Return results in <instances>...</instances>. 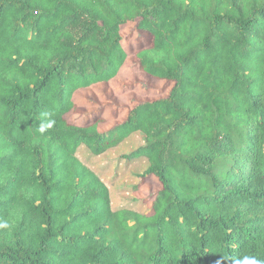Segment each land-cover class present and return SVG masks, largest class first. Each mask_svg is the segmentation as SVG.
I'll return each mask as SVG.
<instances>
[{
    "label": "trees",
    "instance_id": "obj_1",
    "mask_svg": "<svg viewBox=\"0 0 264 264\" xmlns=\"http://www.w3.org/2000/svg\"><path fill=\"white\" fill-rule=\"evenodd\" d=\"M129 22L151 36L139 68L168 92L103 130L70 121L75 92L125 63ZM45 119L55 123L40 133ZM135 131L143 142L121 157L145 155L139 181L160 184L145 210L113 207L77 155ZM4 221L0 264L264 260V0H0Z\"/></svg>",
    "mask_w": 264,
    "mask_h": 264
},
{
    "label": "rangeland",
    "instance_id": "obj_2",
    "mask_svg": "<svg viewBox=\"0 0 264 264\" xmlns=\"http://www.w3.org/2000/svg\"><path fill=\"white\" fill-rule=\"evenodd\" d=\"M123 44L127 49V58L118 74L103 82H97L90 86L78 89L74 94L77 107L67 113V118L74 123H87L94 118H98L99 128L106 129L118 121H122L128 108L136 101L151 99L165 95L170 87V82L158 79L146 74L138 66L136 52L142 47L150 44L151 36L147 31L136 26V22H129L122 26ZM136 132V131H135ZM128 137V136H127ZM125 138L118 144V155L123 151H129L125 143L131 141ZM77 153L84 161L91 165H105L106 159H101V154H94L85 143H81L77 148ZM120 157V158H119ZM119 160L111 163L112 171L114 167L121 165L114 171L118 180L110 185L114 193V198H119L121 190L127 191L129 199L128 206L138 210H145L152 201L156 190L160 187L157 178L153 175L147 176L139 181L138 173L133 170L141 169L142 164L134 158L129 161L126 157L119 155ZM121 163V164H120ZM117 171V172H116ZM114 177V176H111ZM135 179V180H134ZM139 181V184H137ZM123 183V184H122ZM146 199L147 205H143Z\"/></svg>",
    "mask_w": 264,
    "mask_h": 264
},
{
    "label": "crops",
    "instance_id": "obj_3",
    "mask_svg": "<svg viewBox=\"0 0 264 264\" xmlns=\"http://www.w3.org/2000/svg\"><path fill=\"white\" fill-rule=\"evenodd\" d=\"M127 138L128 139L125 142H127L128 140H131V141L125 143L126 145H124V146L128 147L131 150L134 149L135 147H137L138 145H140L143 142V135H142V133L140 131H136V132L131 133ZM117 147H118V145L114 146V147H111V148H108L103 154L100 155L101 159H106L105 165H100V166L91 165L90 163L84 161L83 158L78 155V153H77V155L84 162H86L87 164L92 166L100 174V176L107 182V184H108V186L110 188L112 205H113V207H117L118 208V207H122V206H128L126 201L129 199V197H128V195H126V194H128L127 191L121 190L122 194H125V195H121L119 198L118 197L114 198L115 195H114V193L112 191V188L110 187L111 184H113L115 181L118 180V178L115 175H113L114 171L116 169H118V171L120 172V170H119L120 168L119 167L122 165L120 163L121 165H119L118 168L114 167V170L112 171L113 167L111 166V163L116 161V160H119V159H116V158H118L119 155L121 156V154L127 152V151H123V152H121L118 155ZM133 159H131V160H133ZM131 160H129V161H131ZM136 160H138V162H140L142 164V166H141V169H137V166L135 165L136 169H134L133 171L136 172V173L142 172L148 166V158L145 155H141V156H138L136 158ZM111 176H114V177H111Z\"/></svg>",
    "mask_w": 264,
    "mask_h": 264
},
{
    "label": "clouds",
    "instance_id": "obj_4",
    "mask_svg": "<svg viewBox=\"0 0 264 264\" xmlns=\"http://www.w3.org/2000/svg\"><path fill=\"white\" fill-rule=\"evenodd\" d=\"M45 118L47 113L43 114ZM55 121L51 119H45L39 126V132L45 133L48 129H51ZM10 225L7 221L0 223V228H9ZM224 261H228L229 264H264V260L257 258L253 255L236 256L232 254L221 255V259L217 260L216 264H224Z\"/></svg>",
    "mask_w": 264,
    "mask_h": 264
}]
</instances>
